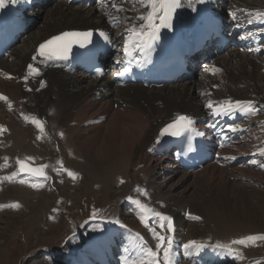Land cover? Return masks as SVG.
Instances as JSON below:
<instances>
[{
  "label": "bare ground",
  "instance_id": "1",
  "mask_svg": "<svg viewBox=\"0 0 264 264\" xmlns=\"http://www.w3.org/2000/svg\"><path fill=\"white\" fill-rule=\"evenodd\" d=\"M107 1L112 10L111 15L99 11L95 4L76 5L69 0H17L15 3L24 10L27 19H33V29L36 20L42 24L36 26L37 33L31 32L33 29L30 27L20 37L11 49V62L9 59L0 60V95L12 101L7 105L0 100V179L4 177L2 168L7 165L6 155H11L12 149L19 155V160L27 155L35 157L50 154V141L44 139L40 128L33 123V120H39L58 145L59 155H51V164L64 160L57 165H65L68 171L74 170L76 176L88 173L94 182L98 179V186L106 191H113L121 181L125 186L109 206L103 220L98 219L103 222L98 229L103 231L93 233V237L89 233V238L81 247L78 248L79 244H76L69 258L66 251L75 245L74 240L77 238L68 242L69 246L63 251L66 262L73 257L68 264H90L96 258L111 257L112 252H105V249L119 247L114 238L116 235L127 238L128 232L130 235L139 233L143 240H147V245L155 250L158 241L140 220V212H144L148 218L152 216L151 210L172 218L173 264H190L178 260V251L174 249H183L184 244L190 240L197 241V246H194L196 248H200L199 245H217L215 241H219V244L228 245L234 250L224 255L223 259L233 257L242 264H250L251 256L246 258L243 252L235 251L238 247L231 244V241L250 235H264L258 233L264 232V162L245 159L243 164L239 161L240 157L247 154L241 145L246 144L248 150L257 153L264 148V55L231 46L216 56L214 73L202 70L193 81L180 83L179 80L162 87H146L142 84L123 86L112 74L90 79L83 72L41 62L36 48L41 41L52 35L70 29L99 28L115 32L116 35L123 34L122 39H125L130 34L128 29L133 25L139 28L143 23L138 17L146 15L148 9L140 0ZM225 1L229 5L223 12L228 19H233L231 14L235 13L236 21L256 28L261 25L264 29V16H255L257 11L264 13V0ZM30 2H33V12ZM47 3H52L48 12L43 9ZM113 4H118L123 10L117 12ZM192 8L193 4H190L188 9ZM107 17H120L121 27L111 29ZM263 29L259 28V31ZM258 50L264 51V44ZM34 56L37 57L35 60ZM235 58L238 61L234 62ZM29 64L38 68L39 72L29 71ZM237 100L253 101L260 105L261 111L241 123V126L248 129L245 137L230 147L220 149L221 157L217 160L193 172L182 170L177 161L173 162L169 158V154L157 151L160 130L168 121L189 115L199 122L207 119L212 110L226 108V101ZM210 101L214 105L212 109L207 106ZM5 117L10 120L6 121ZM201 122L200 127H206L204 121ZM38 137H42L41 142L37 140ZM6 144H10L12 149H8ZM233 149L244 153L238 157L236 152L232 154ZM238 164L247 168L244 173L235 169L234 166ZM232 176L233 181L230 180ZM28 177L25 179L30 182L27 183L29 185L33 182ZM254 185H260L261 188ZM33 187H37V183ZM11 192L8 189L4 195ZM106 194L108 199L111 193ZM14 195L11 199L16 198ZM253 199H257V202ZM135 201H140L146 208L141 210ZM189 215H200L202 219L188 220ZM21 216L6 217L8 221L0 233L5 245L11 237L9 232L16 231L23 221H27ZM117 220L123 224V228L113 231L116 227H112V223ZM149 222L151 227L160 231L156 221ZM188 226L190 229L186 235ZM162 234H167L166 229ZM103 236L106 239L100 243ZM201 237L203 239H197ZM256 243L257 240L246 241L245 246L248 250ZM252 255L256 256L257 251ZM124 261L131 264L126 258ZM262 261L261 257L252 264H264Z\"/></svg>",
  "mask_w": 264,
  "mask_h": 264
},
{
  "label": "rangeland",
  "instance_id": "2",
  "mask_svg": "<svg viewBox=\"0 0 264 264\" xmlns=\"http://www.w3.org/2000/svg\"><path fill=\"white\" fill-rule=\"evenodd\" d=\"M45 2H48V0H45ZM51 4L47 3L45 5L46 9H43L48 12L52 7L49 6ZM35 9H37V7H35ZM41 24L42 22L40 20H36L35 28L33 29L32 27L33 30L31 32L35 31L37 33L38 29L36 28L41 26ZM6 59H9V62H11L9 56L5 58V60ZM233 61L236 62L238 61V59L235 58L233 59ZM89 78L91 79L92 77L89 76ZM1 102L7 105H10L12 103L9 98L1 100ZM5 120L9 121L10 119L8 117H5ZM39 131L42 133L44 139L46 138L50 141V154L44 155L43 152H40V150L39 153L43 154L42 156L35 155L34 157L27 155L24 157V159L20 158V161L26 163L30 167H40L42 165L47 166L44 168V172L46 173L47 179L41 176L34 175L33 183L29 185H27L26 183H24L23 185L18 184L13 181V178L11 180L4 179V181L3 179H0V183L2 182L0 187V205H18V207L8 206L0 208V217L4 214L0 218V233L3 232V227H5L8 221V219L6 218L7 216L23 215L21 216V218H25L23 220H27L23 221L16 231L12 230L11 232H9L11 237L9 238L7 245H5L4 240H2L0 236V256L2 253L0 264H68L69 261L73 258L72 257L67 262L63 259V251L64 249L66 251V248L69 246L68 242L77 238L76 240H74L75 245L72 246L69 251H66V256L69 258L76 244H79L78 248L81 247V245L89 238V233L90 236L93 237L95 233L103 231H99L98 229L99 226L103 223L98 219H102L106 215V212L111 203H114V201L118 198L119 194L122 193V191L125 189L123 182L122 184L120 183L118 186L114 187L113 191L112 189L106 191L103 189V187L101 188L98 186L97 182H99V180L96 179L97 182L95 181V183L88 173H79L80 175H75V178L69 176L68 171L64 170L67 169L65 165H57L60 161L63 162L64 160H58L51 164L53 161L51 155H59V151H57V142L52 138V135L48 132L47 127L43 126V131H41V129ZM37 140L41 142L42 137H39ZM6 146L8 147V149L10 148V144H6ZM241 147H243L242 150L244 152L248 151V147L246 144L241 145ZM1 148L3 149V147ZM10 149H12V147ZM233 152H236L237 156L242 151L234 150L232 151V154ZM11 153L13 154H11L12 156L9 154H5L7 165L6 168H2L4 177L12 176L13 173H15L16 171L17 174L15 176H18L21 173L19 164L17 163V160H19V155L17 154L15 149H12ZM168 156L169 158H171V160H173V155L169 154ZM51 167L54 168L53 172L51 171ZM234 167H236L235 169H238L239 172L242 171L241 173H244L247 169L245 167H242L241 165H237ZM71 172L74 173V170H72ZM22 174L25 175L26 173L22 172ZM22 180L26 181L27 183H30L27 179ZM230 180H234L233 176L230 177ZM19 181H21V179H19ZM36 183L37 187H33L36 185ZM255 186L256 185H254V187ZM256 188L261 187L260 185H257ZM8 189H11L12 192L4 195ZM107 192L111 193L110 197L108 196V199L106 194ZM12 194H15V199H11ZM27 195L29 197H27ZM136 195H138V193H136ZM45 199L47 200V202H44ZM253 200L257 202V199ZM27 203L29 206L27 205ZM123 205H126V203L123 202ZM32 207L34 210L32 209ZM140 214L144 215V212H140ZM184 214L187 213L185 212ZM154 222L155 220H151V223ZM195 222L202 224L200 223V221ZM112 224V227L123 225L122 223L116 222H113ZM94 228L97 229L95 230ZM144 228L146 227L144 226ZM189 229V226L186 227V235L188 234ZM210 238L211 237H209V239ZM197 239H203V237ZM215 242L221 243L219 241ZM236 246L238 248H235V251L243 252V254L246 255V258L251 256L252 259L249 260V263L254 259H260L261 257L263 258L262 262H264V240L258 239L257 243L253 245L251 249L248 250L245 245L236 244ZM174 249L178 250L179 248L174 247ZM246 250L247 252L245 253ZM256 251L257 255L253 256V252L255 253ZM234 264H242V262L237 261Z\"/></svg>",
  "mask_w": 264,
  "mask_h": 264
},
{
  "label": "snow or ice",
  "instance_id": "3",
  "mask_svg": "<svg viewBox=\"0 0 264 264\" xmlns=\"http://www.w3.org/2000/svg\"><path fill=\"white\" fill-rule=\"evenodd\" d=\"M9 2L12 4H15L17 0H0V9H3L6 6V4ZM199 2H203V0H199ZM140 3L144 5L148 10H147L146 15H141L140 17H138V19L143 22L139 25V28L133 25L132 28L128 29V32L130 33V35L126 38V44H125L126 54H128V48H127L128 40H131L133 42L134 48L150 46L149 42H154L158 38L159 27L170 28L172 15L177 8L181 7L182 0H140ZM112 7L115 8L117 12H120L123 10L118 4H113ZM231 15H232V18L235 20L236 14L232 13ZM255 16L258 18L260 16H264V13L257 11L255 12ZM157 21H159L158 26L156 24ZM248 22L252 23V20H249ZM101 35H104V33H101ZM91 36H92L91 32H86V33L65 32L59 36H53L50 40H47L44 43L40 44L39 50H38V56L41 58L42 63L46 61L66 59L67 53L69 51V46L72 42L71 38L82 37L84 40H89ZM36 58L37 57L35 56L33 57L34 60ZM27 68L29 71H34L37 73L39 72V69L34 67V65L32 64H29ZM125 71H127V69H125ZM25 79H27V77H25ZM5 99L7 98L4 97L3 95H0V100H5ZM225 104L227 105L226 108H223L222 110L217 109L216 111H214L213 114L214 115L227 114L229 110L241 111L245 114H252L256 111V109L253 107L254 105L253 101H240V100H237L235 102L226 101ZM245 105L246 107H244ZM207 106L210 109L214 108V105L211 101L208 103ZM185 121L186 123H182ZM33 123H35L37 127H39L41 131H43V124L39 120H33ZM192 127H193V122L191 118L180 116L172 124L162 129L161 134L167 133L169 135H178L181 132L189 131ZM170 129L173 131H169ZM230 130L237 131L238 127L233 126L230 128ZM258 154L264 155V148L259 149ZM27 159H32V158H27ZM17 163L19 164L21 172L27 171L33 175L41 176L47 179L46 173L44 172V168L47 166L42 165L40 167H30L26 163L20 160H17ZM65 171H68V170L65 169ZM15 175L16 174L13 173L12 176L3 177L2 179L11 180L13 176ZM68 175L75 178V173L71 171H68ZM20 182L24 183L23 180H21ZM121 183H123V181H121ZM144 195L145 196L147 195L146 191L144 192ZM128 199L131 200V197H129ZM135 203L140 205L141 210H144L146 208V206L142 205L140 201H135ZM8 206L18 207L17 204H12V205H0V208L8 207ZM151 211H152L151 217L146 218L145 215L142 214L140 216V220H141V223H143L144 226L148 228L149 231L152 233L153 238L158 241L155 245V250L145 245L141 249V252H142L141 256L137 260L131 261V264H173V257H172L173 235L172 233H174V226H173L172 218L170 216H166L155 210H151ZM192 218L196 220L201 219V217L199 216L192 217ZM150 220L156 221L160 231H157L155 228L151 227V224L149 222ZM115 222L120 223L118 220ZM165 229H166L167 234H162L164 233ZM136 236L138 239L143 241V237L140 236L139 233H137ZM258 239L264 240V235L246 236L241 239L232 240L231 244L245 245L246 241L254 242ZM194 246H197L196 241H188V243L184 244V248L186 250ZM198 247L203 248L205 247V245H199ZM215 247L226 249L229 253L234 251L228 245L217 244L215 245ZM161 256H162V261H161Z\"/></svg>",
  "mask_w": 264,
  "mask_h": 264
}]
</instances>
